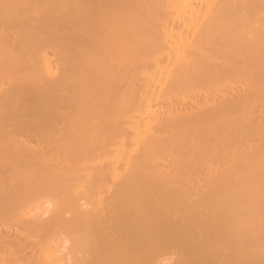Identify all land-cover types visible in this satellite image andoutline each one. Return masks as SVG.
I'll use <instances>...</instances> for the list:
<instances>
[{
	"label": "bare ground",
	"instance_id": "obj_1",
	"mask_svg": "<svg viewBox=\"0 0 264 264\" xmlns=\"http://www.w3.org/2000/svg\"><path fill=\"white\" fill-rule=\"evenodd\" d=\"M0 264H264V0H0Z\"/></svg>",
	"mask_w": 264,
	"mask_h": 264
}]
</instances>
